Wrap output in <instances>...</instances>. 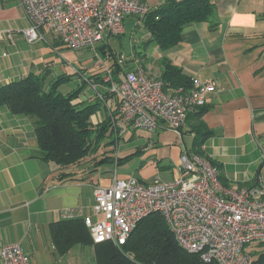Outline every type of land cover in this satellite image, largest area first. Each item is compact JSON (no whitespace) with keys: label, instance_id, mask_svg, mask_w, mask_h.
Segmentation results:
<instances>
[{"label":"crops","instance_id":"crops-1","mask_svg":"<svg viewBox=\"0 0 264 264\" xmlns=\"http://www.w3.org/2000/svg\"><path fill=\"white\" fill-rule=\"evenodd\" d=\"M136 1L156 9L168 0ZM210 1L215 7L211 21L185 26L180 44L168 51H162L147 32L146 72L151 79H161L166 66L172 65L192 79L216 84L206 105L188 117L179 134L164 123L155 133L129 129L120 135L117 128L108 146L103 144L93 157L100 160L107 154L112 163L93 164L89 158L59 168L37 158L33 120L0 108V251L5 245L20 244L31 264H78L85 247L77 245L60 254L53 224L93 215V186H109L115 176L135 177L146 184L173 181L180 175L185 151L190 155L199 151L202 158L220 165L225 188H264V0ZM28 26L18 0H0V32H13L11 40L0 43V88L30 75L46 77L48 87L66 77L58 89L61 94L82 89L74 105L101 100L100 110L92 116L95 126L108 117L117 120L120 101L105 85L112 59L105 55L98 62L101 53L72 51L46 29L42 42L28 45L22 36ZM111 38L98 47H111ZM63 47L78 61L61 56ZM123 60V77L144 64L135 58ZM91 170L95 172L90 174ZM63 174H75V179L61 181Z\"/></svg>","mask_w":264,"mask_h":264},{"label":"built area","instance_id":"built-area-1","mask_svg":"<svg viewBox=\"0 0 264 264\" xmlns=\"http://www.w3.org/2000/svg\"><path fill=\"white\" fill-rule=\"evenodd\" d=\"M29 26L22 36L28 45L53 33L68 49L92 50L107 36L125 33L128 17L143 18L151 8L136 0H18ZM13 38L0 32V43ZM123 61V58H121ZM108 91L120 101L114 126L125 135L129 129L155 133L162 123L179 134L188 117L206 105L216 89L211 81L194 78L192 89L164 91L161 79H151L138 68L116 83L106 70ZM93 215L84 223L94 244L125 246L141 221L152 214L163 216L181 249L199 256L202 264H253L249 246L264 244V188H225L218 170L206 159L184 152L180 175L173 181L144 183L135 177L93 186ZM1 264H31L20 244L5 245Z\"/></svg>","mask_w":264,"mask_h":264},{"label":"trees","instance_id":"trees-1","mask_svg":"<svg viewBox=\"0 0 264 264\" xmlns=\"http://www.w3.org/2000/svg\"><path fill=\"white\" fill-rule=\"evenodd\" d=\"M214 13L215 7L210 0H168L162 6L151 9L143 18H138V27L148 32L151 41L162 51H168L180 44L185 26L209 22ZM100 53L113 61L109 69L112 80L116 83L123 82L124 60L121 61V57L118 60V55L108 45L98 47L97 54ZM46 80L44 76L30 75L1 87L0 108L6 107L14 115L33 120L39 144V160L59 168L79 165L84 160L93 158L103 144L108 146V139L117 128L111 117L98 126L93 124L92 116L101 107L99 98L83 106L74 105L73 102L80 97L82 89L65 96L58 89L63 82L68 81L66 77L60 78L50 87ZM161 80L167 94L178 89L186 92L192 89L193 79L172 65L166 66ZM105 85L110 87L109 82ZM208 135L210 133L206 134ZM203 140L204 138L201 143ZM196 155L202 157L199 151ZM103 157L100 160L93 158L91 161L98 165L112 163V157L107 154ZM130 158L131 156L120 160L119 164ZM207 161L220 172V165L209 159ZM94 172L91 170L89 173ZM65 178L73 180L75 174H63L59 180L63 181ZM219 181L222 182L220 175ZM52 231L60 254H67L77 245L90 246L95 251V264H202L199 256L188 254L180 248L165 219L158 213L141 221L122 247L112 243L94 244L84 219L55 223ZM263 249L264 244L246 248L253 257V264H264Z\"/></svg>","mask_w":264,"mask_h":264},{"label":"rangeland","instance_id":"rangeland-1","mask_svg":"<svg viewBox=\"0 0 264 264\" xmlns=\"http://www.w3.org/2000/svg\"><path fill=\"white\" fill-rule=\"evenodd\" d=\"M137 20L134 17H131L126 20L125 22V35H122L120 37H112L109 39L108 42L111 45L112 50L118 54V56L122 55L123 59L129 58H135L138 59V61L143 60L144 64L141 65L140 68L147 71V32L141 28L137 27ZM61 56L69 57L70 60L73 62L78 61V57L75 55V53H72L70 51H67L65 47H63ZM104 55L101 53V60H97L98 62L104 60ZM144 57V58H142ZM140 58H142L140 60ZM124 64V63H123ZM146 64V66H145ZM142 134V132H138ZM113 165L110 164V169L112 170ZM113 171V170H112ZM78 249H76L75 252H77ZM264 252V249L262 250ZM84 257L79 260L78 264H95V251L94 248L90 246H86L84 248Z\"/></svg>","mask_w":264,"mask_h":264}]
</instances>
